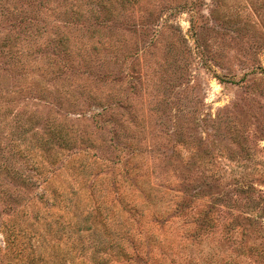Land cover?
<instances>
[{
	"label": "rangeland",
	"instance_id": "obj_1",
	"mask_svg": "<svg viewBox=\"0 0 264 264\" xmlns=\"http://www.w3.org/2000/svg\"><path fill=\"white\" fill-rule=\"evenodd\" d=\"M130 164L162 219L120 209ZM0 264H264V0H0Z\"/></svg>",
	"mask_w": 264,
	"mask_h": 264
},
{
	"label": "trees",
	"instance_id": "obj_2",
	"mask_svg": "<svg viewBox=\"0 0 264 264\" xmlns=\"http://www.w3.org/2000/svg\"><path fill=\"white\" fill-rule=\"evenodd\" d=\"M110 8L111 7H109L108 9ZM93 12L95 13L94 20L96 22H100L99 15L96 14V10H93ZM47 29L48 28L46 25L36 26L35 29L27 28L26 30L29 31L27 36L28 37H38L40 34L44 33L45 31L48 32ZM58 32H61V33L58 35V38L56 40L51 38L54 40L53 43L51 44L53 48H58L61 52L63 53L66 52L67 55H72V54L76 55L75 57H80L84 54L83 52L84 47L76 46L74 42L72 45L70 44L71 40L75 38L73 36L72 31L71 32L69 31L70 33H67L66 31L64 32V30L63 31L60 30L59 28L56 31V33ZM91 33L92 34H90L89 37L93 38V36L96 34L95 36L97 38L96 42L99 43L101 41L100 36H102L101 28L96 26L95 28L92 29ZM48 40L44 42V45L48 42ZM105 44L109 45V42H107V40H104L103 43H100L102 47H105ZM93 46L92 48L94 49ZM20 63H21L22 69L25 65H27L26 61H21ZM47 71H50V69H47ZM31 121H32V118L27 119V122L24 121L22 122V124H20V127L22 129L21 132L23 135H24L23 131L25 130L24 129L25 125ZM46 131H48V137L45 139L40 138L38 141L41 143L43 142V147H45V149L50 152H48L47 154H43L42 158L44 160L49 159L52 161L51 163H54L57 153L53 152L52 151L53 149L49 147L50 142L52 140H55L56 142H59L61 146L66 145V147H69L72 145V143L75 141L76 138L73 135H71L73 131L71 129H68L66 125L63 126L62 124H60V122H54V121L47 122ZM21 138H24V137L22 136ZM138 167L140 166H136L135 164L132 167V165L130 164L129 166H126V167H123V169H120L121 174L134 173L137 176H112V182L115 186V193L117 195V202L119 203L118 205H120V209L125 211L124 213L130 214L134 218V220L135 218H137V216H139V219H141L143 217L144 211L150 210V209L152 210L153 208H158V211L157 212L153 211L152 216L155 218L162 219L163 215L166 214L169 209L167 211L166 210L162 211L161 207H163L164 205L163 207L164 209L169 205L165 204V202L160 201L161 197L157 198L156 192H159V191L154 189L152 186L148 185V183L146 182L147 179H145V177H140V174L142 173V171L139 170ZM50 171H51L50 173L52 174L56 173L55 170H50ZM49 178L50 176H48L45 180H43V183L48 184ZM129 178L133 179L132 183L128 181ZM130 193H139V196H137L139 200L136 201L137 198L132 199L129 195ZM167 220L169 219L167 218L165 221ZM130 229L131 227L127 228L124 225V223H120V228L118 230V236L114 238V242L116 244L115 249L117 251V254L120 257L123 256V257L128 258L127 259L128 261H131V258L134 255H138V254H135V252H132V250L133 249L135 250V247H136L135 245L137 244L135 242H137V240L141 238V237L135 238L132 235H130ZM139 235H142V230H140ZM127 242L129 244H127ZM140 258L144 259V257L142 256Z\"/></svg>",
	"mask_w": 264,
	"mask_h": 264
}]
</instances>
